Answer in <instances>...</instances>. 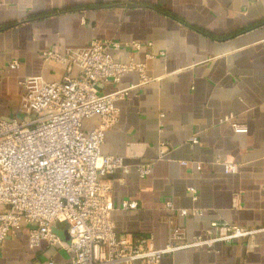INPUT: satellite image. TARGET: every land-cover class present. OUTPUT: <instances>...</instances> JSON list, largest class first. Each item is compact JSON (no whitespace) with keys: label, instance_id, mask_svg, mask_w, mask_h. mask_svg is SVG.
Here are the masks:
<instances>
[{"label":"crops","instance_id":"0c3cea01","mask_svg":"<svg viewBox=\"0 0 264 264\" xmlns=\"http://www.w3.org/2000/svg\"><path fill=\"white\" fill-rule=\"evenodd\" d=\"M133 3L124 8V0H0V117L17 115L28 76L59 81L65 75L67 65L45 61L44 49L63 52L96 39L139 41L140 50L122 49L117 57L145 63L149 80L116 103L119 119L101 146L102 154L122 156L129 166L128 173L118 169L108 177L116 232L152 234L155 245L164 247L172 214L166 201L202 211L195 217L174 215L189 237L204 234L213 221L264 227V0ZM15 59L19 67L10 68ZM139 83V73L132 71L103 91ZM99 122V116L84 120V131ZM192 135L201 144L191 147ZM160 142L171 147L164 155ZM141 161L153 162L144 179L136 168ZM224 162L236 163L238 171L226 173ZM189 187L196 188V198ZM125 199L139 207L120 209ZM56 232L69 240L67 224H57ZM50 259L69 264L71 255L47 240L30 247L27 226L0 251V264ZM161 264H264V231L210 250H179Z\"/></svg>","mask_w":264,"mask_h":264},{"label":"built area","instance_id":"2783aa9c","mask_svg":"<svg viewBox=\"0 0 264 264\" xmlns=\"http://www.w3.org/2000/svg\"><path fill=\"white\" fill-rule=\"evenodd\" d=\"M133 0H124V8ZM152 46V43H149ZM142 48L139 41L118 39L93 40L88 45L67 47L63 52L46 48L45 61L67 65L63 78L48 81L41 75L23 80L24 93L15 117H0V251L18 231L29 228V245L34 248L47 240L60 245L71 255L69 264H161L166 255L183 249H213L219 242L231 244L249 239L264 227L248 228L227 221H213L204 234L187 235L177 225L174 215L200 216L198 208H175L171 201L164 206L172 211L167 220L168 238L164 247L155 245L152 234L118 233L112 212L113 187L109 177L116 170L128 173L124 157L104 155L101 146L106 131L117 123L118 101L131 90L146 83V64L122 62L117 53H130ZM152 56L151 54H149ZM17 59L9 62L18 68ZM77 69L74 75L73 69ZM132 71L140 75L139 85L104 92L107 85H118ZM95 116L100 122L85 132L83 121ZM236 129L241 126L234 124ZM189 145L201 144L198 135L189 138ZM164 155L171 147L160 142ZM187 165L188 161H181ZM153 162L136 164L140 178L152 172ZM201 169L200 162L196 163ZM226 173H236V163L224 162ZM197 197L195 187H189ZM139 207L136 200H123L119 208L128 211ZM68 225L69 240H62L56 225ZM49 264H55L53 259Z\"/></svg>","mask_w":264,"mask_h":264},{"label":"trees","instance_id":"16d2710c","mask_svg":"<svg viewBox=\"0 0 264 264\" xmlns=\"http://www.w3.org/2000/svg\"><path fill=\"white\" fill-rule=\"evenodd\" d=\"M134 3L132 2L130 6H132Z\"/></svg>","mask_w":264,"mask_h":264}]
</instances>
